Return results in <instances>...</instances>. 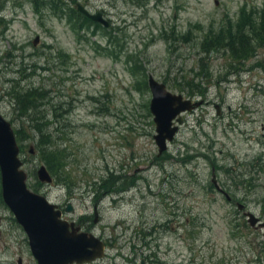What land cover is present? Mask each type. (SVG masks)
Wrapping results in <instances>:
<instances>
[{
    "label": "rangeland",
    "instance_id": "rangeland-1",
    "mask_svg": "<svg viewBox=\"0 0 264 264\" xmlns=\"http://www.w3.org/2000/svg\"><path fill=\"white\" fill-rule=\"evenodd\" d=\"M78 2L103 11L110 25L75 11ZM3 6L0 112L23 137L28 187L54 203L70 201L69 217L106 241V255L85 264L142 258L144 264H264V47L236 61L202 43L244 10L264 15V0H8ZM150 74L173 93L203 100L182 114L162 153ZM16 89L41 90L44 97L21 114ZM34 117L45 118L44 136L55 132L67 162L51 174L52 183L37 175L45 162ZM0 264H38L4 202L1 171Z\"/></svg>",
    "mask_w": 264,
    "mask_h": 264
},
{
    "label": "water",
    "instance_id": "water-1",
    "mask_svg": "<svg viewBox=\"0 0 264 264\" xmlns=\"http://www.w3.org/2000/svg\"><path fill=\"white\" fill-rule=\"evenodd\" d=\"M77 9L92 20L105 26L110 22L102 11L92 13L82 3ZM39 37L34 40L38 44ZM152 91L151 112L157 124L155 139L160 153L168 148L183 123V113L198 108L203 100L194 101L183 94L173 93L166 83L152 74L149 76ZM219 110V109H218ZM20 145L12 123L0 112V171L3 198L13 211L18 222L29 237L31 251L38 264H85L106 255L105 242L92 232L80 230L75 222L62 219L58 204L52 203L46 195L34 192L28 187V173L23 168ZM39 179L51 183L53 177L45 164L37 171ZM216 188L222 190L216 179ZM71 211V207L68 208ZM252 225L258 218L251 215ZM264 225V223H262ZM143 264V262H142Z\"/></svg>",
    "mask_w": 264,
    "mask_h": 264
},
{
    "label": "trees",
    "instance_id": "trees-1",
    "mask_svg": "<svg viewBox=\"0 0 264 264\" xmlns=\"http://www.w3.org/2000/svg\"><path fill=\"white\" fill-rule=\"evenodd\" d=\"M75 11L78 10L75 9ZM263 16L262 14H258V12H248L244 10L240 19L235 24L230 23L226 29L213 32L208 35L202 43L205 44L208 51H210V49H215L218 52H227L234 60L244 61L254 56L258 48L264 47V40L262 39L264 36ZM12 93L16 96L21 114L27 113L26 111L34 110L35 107H37L35 101H39L44 97V93L37 89H29L24 93H19L18 89H16L12 91ZM197 94L200 96L205 94V89H203L201 84L198 87ZM32 121L34 124L32 128L34 129L33 131L40 134L38 146L43 153L42 159L51 174H58L59 168L62 166L65 167L67 162H65V155L62 154L60 145L55 143L54 137L56 134L54 132L48 135L49 137L44 136L45 134H49L45 133L47 132V130L44 129L45 118L37 119L34 117ZM16 136L18 141L23 138L18 132H16Z\"/></svg>",
    "mask_w": 264,
    "mask_h": 264
},
{
    "label": "flooded vegetation",
    "instance_id": "flooded-vegetation-1",
    "mask_svg": "<svg viewBox=\"0 0 264 264\" xmlns=\"http://www.w3.org/2000/svg\"><path fill=\"white\" fill-rule=\"evenodd\" d=\"M0 1H4V2H7L8 0H0ZM23 5V4H22ZM19 8L21 7V4H19V6H18ZM17 6L15 7V9L17 8V10L15 11V15H17V14H19V8H18ZM7 8H5L4 6H3V9L0 7V20H5L7 17V15H3V13L5 12V10H6ZM103 12V11H102ZM103 14H104V12H103ZM9 22H11V21H9ZM0 105H1V100H0ZM4 116V115H3ZM5 117V116H4ZM6 118V117H5ZM184 118V117H183ZM6 119H8V118H6ZM9 120V119H8ZM11 123H12V126H13V128H14V131L15 132H18V133H20V130L19 129H17V127L15 126L14 127V125H13V122H12V120H9ZM58 204V208L62 211V219H65V220H68V221H70V222H75L76 223V225H79L80 226V230H82V231H85L82 227V223H78L76 220H74L72 217H69V214L68 213H73L74 212V207H73V205H72V203L70 202V201H68L67 203H66V205H62V204H59V203H57ZM69 207H71V211L70 210H68V208ZM95 214H96V216H98V211H97V207L95 208ZM85 232H90V231H85ZM105 243H106V241H105ZM106 245H107V243H106ZM145 261H146V263H147V259L145 258H142L141 259V264H142V262H143V264L145 263Z\"/></svg>",
    "mask_w": 264,
    "mask_h": 264
}]
</instances>
